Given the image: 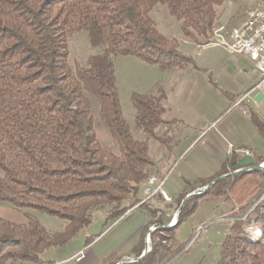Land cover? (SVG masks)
<instances>
[{"label": "trees", "instance_id": "trees-1", "mask_svg": "<svg viewBox=\"0 0 264 264\" xmlns=\"http://www.w3.org/2000/svg\"><path fill=\"white\" fill-rule=\"evenodd\" d=\"M226 1L0 0V201L68 220L54 233L32 214L22 223L0 216V264L38 260L42 251L89 225L93 208L109 206L107 221L122 217L143 200L140 193L151 176L165 177L154 170L148 141L134 137L123 116L113 58L133 55L162 68L182 65L187 57L178 51L177 39L155 28L154 6L167 5L182 20L186 37L207 40L218 19L217 8ZM81 30L101 49L85 64L71 62L68 45ZM133 99L138 126L153 133L166 110L161 96L134 93ZM95 107L117 141L118 152L102 146L95 131ZM252 116L264 138V121ZM241 158L231 154L201 185L228 173ZM255 158L263 161L264 151ZM197 187L186 188L172 203L179 208ZM199 198L231 205L225 215L231 221L230 232L218 264H264V169L228 176L190 197L175 226L153 233L148 255L125 264H168L180 254L188 241L177 238L176 230L194 213ZM139 207L149 218L135 257L143 252L145 232L152 225L169 223L165 207L150 208L149 202ZM92 241L88 237L86 246ZM122 257L113 251L103 262L117 264Z\"/></svg>", "mask_w": 264, "mask_h": 264}, {"label": "rangeland", "instance_id": "rangeland-1", "mask_svg": "<svg viewBox=\"0 0 264 264\" xmlns=\"http://www.w3.org/2000/svg\"><path fill=\"white\" fill-rule=\"evenodd\" d=\"M257 1L228 0L219 6L218 19L209 30L207 40L186 37L182 20L172 15L167 5L157 3L151 11L155 28L168 38H176L178 51L187 59L182 65L162 68L133 55L118 54L113 58L123 116L133 136L148 141L150 157L155 162L154 170L165 174L164 178L158 177L164 180L163 188L171 200L165 199L162 193L146 197L148 180L140 195L149 202L150 208L165 207L168 224L174 221L178 210L172 199L176 200L186 188L195 185L198 187L193 191L200 192L208 184L201 185V182L221 169L231 154L237 153L242 158L263 154V135L250 119L253 114L264 121V95L259 89L252 90L260 75L251 69L250 60L247 59L248 63L242 61L238 54H230L218 40L213 42L210 39V33L219 32L220 27L224 26L225 33L242 23L247 18L248 9L257 7ZM68 45L72 63L85 64L90 55L101 50L90 43L86 30L71 36ZM134 93L161 96L166 110L163 123L153 133L137 124ZM95 112V131L102 146L118 152L119 145L97 107ZM232 164L228 173L240 167L232 169ZM198 200L194 213L176 230L177 238L188 241L186 248L168 264H218L220 260L222 243L230 232L231 221L225 215L231 205L222 199ZM137 205L122 217L108 221L109 206L93 208L92 222L80 227L66 242L45 249L38 260H13L10 264H104L103 258L113 251L124 256L121 259L136 258V246L149 218L147 210ZM29 214L54 233L62 231L68 223L67 219L55 214L0 201V216L4 218L22 223L28 221ZM155 231L151 233V249ZM147 233L142 237L144 249ZM254 234L261 235V231ZM88 237L93 241L86 246Z\"/></svg>", "mask_w": 264, "mask_h": 264}, {"label": "built area", "instance_id": "built-area-1", "mask_svg": "<svg viewBox=\"0 0 264 264\" xmlns=\"http://www.w3.org/2000/svg\"><path fill=\"white\" fill-rule=\"evenodd\" d=\"M248 11H252V18L248 24L240 23L225 33L222 26L217 34H210V39L213 42L218 40L230 54H240L251 61L253 71L260 75V80L252 90L259 89L264 95V0H258L257 7ZM163 185L164 180L153 175L152 183L145 187V193L148 195L146 197L151 196L149 194L162 193L165 199L171 200ZM145 201L139 202L137 206Z\"/></svg>", "mask_w": 264, "mask_h": 264}, {"label": "water", "instance_id": "water-1", "mask_svg": "<svg viewBox=\"0 0 264 264\" xmlns=\"http://www.w3.org/2000/svg\"><path fill=\"white\" fill-rule=\"evenodd\" d=\"M237 166H240L238 169H235L233 172L231 173H226V174H223L221 176H219L218 178L214 179L213 181L209 182L206 186H204L203 188H201L200 192L198 191H192L190 193H188L180 207L178 208L176 214H175V221H171L170 224L166 225V226H160V227H156V226H152L150 227V229L148 230V233H147V236H146V241H145V249H144V252L141 256L139 257H136V258H133V257H126L124 259H121L120 261H118L117 264H125V263H130V262H135V261H139L141 259H143L148 253L149 251L151 250V246H150V242H151V233L153 231H155L156 229L158 228H171L173 226H175L179 219H180V215H181V211H182V208L183 206L185 205L186 201L193 195L195 194H198V193H203L205 192L206 190H208L210 187H212L213 184H215L217 181L225 178V177H228L230 175H234V174H237L239 172H243V171H251V170H256V169H264V161L261 162V163H257L256 159L253 157V156H244L239 162H234L231 166L232 169L236 168ZM199 190V189H197Z\"/></svg>", "mask_w": 264, "mask_h": 264}, {"label": "bare ground", "instance_id": "bare-ground-1", "mask_svg": "<svg viewBox=\"0 0 264 264\" xmlns=\"http://www.w3.org/2000/svg\"><path fill=\"white\" fill-rule=\"evenodd\" d=\"M251 18H252V11H248L247 18H246L245 21L242 22V24H248V22H249V20H251ZM152 179H153V176L150 177V179L148 180L147 184H151L152 183ZM174 221H175V219H174Z\"/></svg>", "mask_w": 264, "mask_h": 264}, {"label": "crops", "instance_id": "crops-1", "mask_svg": "<svg viewBox=\"0 0 264 264\" xmlns=\"http://www.w3.org/2000/svg\"><path fill=\"white\" fill-rule=\"evenodd\" d=\"M246 17H247V15H246ZM245 19H246V18H245ZM245 19H244V20H245ZM244 20H243V21H244ZM241 24H242V23H241ZM215 34H217V32H215ZM238 56L241 57L240 59H241L242 61H244V62H246V63L249 62V61H248L249 59L246 58V57H244L243 55L238 54ZM247 59H248V60H247ZM248 64L250 65L251 69L253 70L252 64H251L250 62H249ZM256 84H257L256 82L253 83L252 87H254ZM252 89H253V88H252ZM256 90H257V89H255L254 91H256ZM261 95H263V94L261 93ZM261 95H260V96H261Z\"/></svg>", "mask_w": 264, "mask_h": 264}]
</instances>
